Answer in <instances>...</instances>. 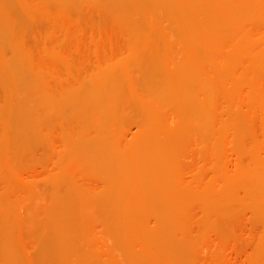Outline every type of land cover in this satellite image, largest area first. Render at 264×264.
<instances>
[{
  "label": "bare ground",
  "instance_id": "6f19581e",
  "mask_svg": "<svg viewBox=\"0 0 264 264\" xmlns=\"http://www.w3.org/2000/svg\"><path fill=\"white\" fill-rule=\"evenodd\" d=\"M0 264H264V0H0Z\"/></svg>",
  "mask_w": 264,
  "mask_h": 264
}]
</instances>
